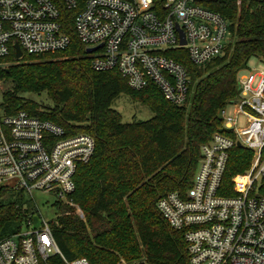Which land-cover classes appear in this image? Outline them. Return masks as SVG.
Masks as SVG:
<instances>
[{"label": "built area", "instance_id": "built-area-1", "mask_svg": "<svg viewBox=\"0 0 264 264\" xmlns=\"http://www.w3.org/2000/svg\"><path fill=\"white\" fill-rule=\"evenodd\" d=\"M65 10L74 11L72 25L87 49L97 47L88 52L94 70H118L136 90L154 84L175 104L188 101L191 74L169 52L186 51L193 63L204 65L224 53L231 33L228 19L198 0H0V58L16 52L17 43L31 55L68 48ZM238 83L239 96L231 101L236 116L221 111L226 132L201 146L192 187L157 202L171 227L183 232L190 264H264V71L243 69ZM239 114L247 118L244 127ZM236 146L251 150L254 158L247 171L232 176L233 193L225 194L222 185ZM95 149L89 133L68 134L26 110L0 114V183L34 202L40 192L73 204L78 165ZM35 215L41 219L37 228ZM56 254L65 264H92L87 257H65L52 220L39 208L22 230L0 239V264H46Z\"/></svg>", "mask_w": 264, "mask_h": 264}, {"label": "trees", "instance_id": "trees-1", "mask_svg": "<svg viewBox=\"0 0 264 264\" xmlns=\"http://www.w3.org/2000/svg\"><path fill=\"white\" fill-rule=\"evenodd\" d=\"M198 3L228 19L231 37L224 53L204 65L193 63L186 51L181 56L169 52L191 74L184 104L170 102L154 84L131 88L118 70H94L92 56L72 25L74 11H64L71 36L65 50L24 53L21 58L12 51L0 58V63H10L0 66V79L13 83L3 94L6 112L26 110L60 124L68 134L89 133L96 140L93 156L80 163L75 174V205L59 203L52 220L66 258L87 257L92 264H190L183 232L171 227L157 202L171 191L185 194L192 187L201 146L215 133L226 132L221 111L239 96L240 72L253 56L264 60V0ZM25 92H46L54 105L42 107ZM123 92L149 105L155 115L124 122L112 107ZM253 158L245 147L232 149L223 193H233L232 176L247 171ZM32 202L22 190L0 183V239L22 230L38 212ZM46 264L65 263L56 254Z\"/></svg>", "mask_w": 264, "mask_h": 264}, {"label": "rangeland", "instance_id": "rangeland-1", "mask_svg": "<svg viewBox=\"0 0 264 264\" xmlns=\"http://www.w3.org/2000/svg\"><path fill=\"white\" fill-rule=\"evenodd\" d=\"M230 37H228V42L230 41ZM10 63L2 62L0 63L1 67H7ZM248 69L253 71H264V60L259 56H253L248 63ZM13 83L11 79H0V114L5 112L4 107V92L12 89ZM26 98L33 99L42 107L53 106V100L47 95L46 92L42 93H33V92H25L23 94ZM112 107L118 110L123 117L124 122H135L141 120H148L155 115L154 110L149 106L142 102L133 100L129 94L123 92L118 97H116L112 103ZM226 113L228 116H236L235 115V104L232 102L227 103L225 106ZM247 118L243 114L238 115V123L240 127H244L246 125ZM35 202H32L34 205L39 208L44 217L49 220H56L57 214L60 211L59 203L56 201V198L51 194H45L36 192ZM26 197H29L26 194ZM34 201V199H32ZM72 203H65L67 205L74 206V200L70 197ZM63 204V203H60ZM80 212V209H77ZM24 227V225H23ZM123 262H125L122 259Z\"/></svg>", "mask_w": 264, "mask_h": 264}, {"label": "water", "instance_id": "water-1", "mask_svg": "<svg viewBox=\"0 0 264 264\" xmlns=\"http://www.w3.org/2000/svg\"><path fill=\"white\" fill-rule=\"evenodd\" d=\"M178 29H179V32H180L181 41H182V43H185V34H184V30H183L181 27H179V24H178ZM15 48H16V52H15V53H16V57H17V58H21V57H23L24 52H23V50L21 49L19 43H17V44L15 45ZM96 48H97V47L88 48L87 51H88V52H92V51L95 50ZM40 223H41V219H40V217H39L38 215H35V216H34V228H37V227L40 225Z\"/></svg>", "mask_w": 264, "mask_h": 264}]
</instances>
